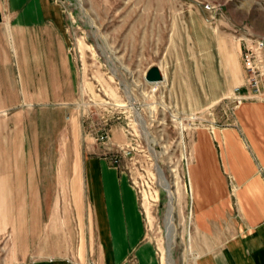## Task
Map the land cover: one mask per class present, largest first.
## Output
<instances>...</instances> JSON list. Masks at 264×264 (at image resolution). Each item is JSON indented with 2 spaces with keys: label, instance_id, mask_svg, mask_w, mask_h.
Instances as JSON below:
<instances>
[{
  "label": "rangeland",
  "instance_id": "obj_1",
  "mask_svg": "<svg viewBox=\"0 0 264 264\" xmlns=\"http://www.w3.org/2000/svg\"><path fill=\"white\" fill-rule=\"evenodd\" d=\"M53 1L63 10L75 62L70 111L80 134L73 132L72 143L58 142H67L69 154L61 148L29 162L75 165L86 149L97 147L135 186L160 264H192L207 256L197 248L209 235L194 233L208 232L194 218L189 169L195 138L229 122L228 99L238 79L234 28L264 36V0ZM216 51L225 59L218 60L214 82L204 64ZM152 69L160 78L150 79ZM9 190L0 187V264L51 258L103 264V253L88 250L89 237L83 243L81 215L70 199L58 205L59 214L67 207V215L51 226L49 205L42 219L33 204L5 201Z\"/></svg>",
  "mask_w": 264,
  "mask_h": 264
},
{
  "label": "crops",
  "instance_id": "obj_2",
  "mask_svg": "<svg viewBox=\"0 0 264 264\" xmlns=\"http://www.w3.org/2000/svg\"><path fill=\"white\" fill-rule=\"evenodd\" d=\"M64 17L53 0H0V187L11 189L5 201L33 204L42 219L49 205L53 226L67 215L58 205L70 199L81 215L83 243L89 237L88 250L103 253V264H160L135 186L97 147L75 165L29 162L61 148L69 154L67 142H58L72 143L80 134L70 111L77 75ZM240 46L233 37L236 85L245 77ZM223 59L216 51L204 64L214 82ZM228 102L229 122L195 138L189 169L194 218L208 232L195 230L194 236L209 235L197 248L209 254L192 264H264V96ZM32 264L71 263L51 258Z\"/></svg>",
  "mask_w": 264,
  "mask_h": 264
},
{
  "label": "built area",
  "instance_id": "obj_3",
  "mask_svg": "<svg viewBox=\"0 0 264 264\" xmlns=\"http://www.w3.org/2000/svg\"><path fill=\"white\" fill-rule=\"evenodd\" d=\"M234 33L240 41V56L243 63L244 81L233 87L231 98L239 102L245 98L264 96V36L252 33L245 26H236ZM244 88V90H243Z\"/></svg>",
  "mask_w": 264,
  "mask_h": 264
},
{
  "label": "water",
  "instance_id": "obj_4",
  "mask_svg": "<svg viewBox=\"0 0 264 264\" xmlns=\"http://www.w3.org/2000/svg\"><path fill=\"white\" fill-rule=\"evenodd\" d=\"M152 74H151V77H150V79H158V78H160V75H159V72L157 71V70H155V69H152ZM157 167L159 168V170L161 171V173L163 174V171H162V169H161V167L157 164ZM164 175V174H163ZM164 180L166 181V184L168 185V183H167V180H166V178L164 177Z\"/></svg>",
  "mask_w": 264,
  "mask_h": 264
},
{
  "label": "bare ground",
  "instance_id": "obj_5",
  "mask_svg": "<svg viewBox=\"0 0 264 264\" xmlns=\"http://www.w3.org/2000/svg\"><path fill=\"white\" fill-rule=\"evenodd\" d=\"M160 172V171H159ZM162 176V175H161ZM170 211H171V205H170V209H169V214H170Z\"/></svg>",
  "mask_w": 264,
  "mask_h": 264
}]
</instances>
